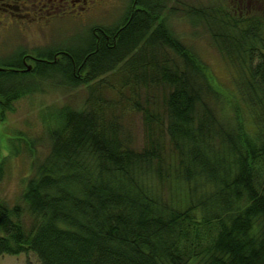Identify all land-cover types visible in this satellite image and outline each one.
I'll return each instance as SVG.
<instances>
[{
  "label": "trees",
  "instance_id": "16d2710c",
  "mask_svg": "<svg viewBox=\"0 0 264 264\" xmlns=\"http://www.w3.org/2000/svg\"><path fill=\"white\" fill-rule=\"evenodd\" d=\"M169 1L131 0L105 41L89 28L83 44L19 50L0 64V119L10 98L34 88L33 74L94 81L82 109L59 110L19 201L0 198V255L31 253L37 264H264V0L184 8L231 71L233 108L172 30ZM130 110L141 115L140 144L123 123ZM28 143L34 152L36 141Z\"/></svg>",
  "mask_w": 264,
  "mask_h": 264
},
{
  "label": "rangeland",
  "instance_id": "374dc122",
  "mask_svg": "<svg viewBox=\"0 0 264 264\" xmlns=\"http://www.w3.org/2000/svg\"><path fill=\"white\" fill-rule=\"evenodd\" d=\"M220 0H170L167 5L170 8L176 6V14L169 17L170 25L174 33L181 41L191 46L198 56L207 64L210 77L215 85L227 98L231 108L235 103L236 89L228 65L225 64L219 52L212 46L210 39L202 29L204 24H192L184 8L209 7ZM262 1V0H261ZM131 0H107L105 10L99 9L96 13L83 17L64 15L61 11L55 16L45 13L34 17L29 13H17L15 18L21 19L0 32V64L7 63L9 55H15L19 50H26L30 55L42 52L43 49L61 45L73 46L81 37L88 34L91 25H111L115 22V15L124 12L129 7ZM21 4V3H20ZM25 7L33 8V13H39L42 8L32 6L30 2L23 0ZM15 6L16 3H11ZM254 6V5H253ZM68 11V9H67ZM38 21H43L39 25ZM196 31H198L196 33ZM85 43L82 38L80 44ZM41 57V56H40ZM33 65V62H27ZM112 76V75H111ZM102 77V76H101ZM34 88L28 89L17 98H10L12 110H6L0 120V160L3 161V171L0 175V198L8 205L19 201V196L24 187L26 178L32 173V161L44 156L47 151L49 129L58 124L57 114L62 107H70L80 110L85 105L87 91L94 82L81 83L77 86L69 85L67 78L59 72L49 71L48 75L38 77L33 74ZM31 79V80H32ZM93 85V84H92ZM6 99L0 96V109L5 107ZM125 127L134 136V142L140 144L143 140L141 115L132 110L127 111L123 117ZM19 135L24 139H16ZM34 152H27V142H35ZM42 143V144H41ZM170 152L172 148L166 141ZM264 176V168L261 169ZM157 188L162 190V195L168 196V189L163 185ZM37 264L33 254L0 255V264H24L25 259Z\"/></svg>",
  "mask_w": 264,
  "mask_h": 264
},
{
  "label": "flooded vegetation",
  "instance_id": "af4514ba",
  "mask_svg": "<svg viewBox=\"0 0 264 264\" xmlns=\"http://www.w3.org/2000/svg\"><path fill=\"white\" fill-rule=\"evenodd\" d=\"M25 2L26 4L27 2H30L32 6H37L38 8H42V10H40L39 13L34 14L33 8L25 7L23 4V0H0L1 33L14 26V24H16L17 22L21 21V19L15 18V15L17 13H29L34 17H37L38 15L44 13L48 16H55L61 11V13H64V15L72 14L71 16H82V22L85 24V15L90 16V13H96V11H99V9L105 10V4L107 0H25ZM11 3H16V5L13 6L11 5ZM124 12L116 14L115 22L111 25H115L117 24V22H121L125 15ZM38 22L39 25L43 24V21ZM111 25H91L88 28H92L94 35H96V42L99 43L102 40L105 41V27ZM96 30H98V33L96 32ZM99 33H101L102 39L99 35H97ZM107 40L109 39L107 38Z\"/></svg>",
  "mask_w": 264,
  "mask_h": 264
},
{
  "label": "water",
  "instance_id": "95a60500",
  "mask_svg": "<svg viewBox=\"0 0 264 264\" xmlns=\"http://www.w3.org/2000/svg\"><path fill=\"white\" fill-rule=\"evenodd\" d=\"M27 69L29 70L30 69V66H27Z\"/></svg>",
  "mask_w": 264,
  "mask_h": 264
}]
</instances>
